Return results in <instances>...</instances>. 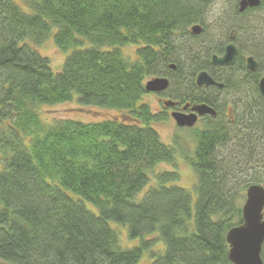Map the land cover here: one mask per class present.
Wrapping results in <instances>:
<instances>
[{"label":"trees","instance_id":"1","mask_svg":"<svg viewBox=\"0 0 264 264\" xmlns=\"http://www.w3.org/2000/svg\"><path fill=\"white\" fill-rule=\"evenodd\" d=\"M217 2L0 0V264H232L227 235L243 224L247 189L264 186V44L237 36L258 15L264 27V0L244 14L234 0L215 18L224 45L207 35ZM196 25L203 34L191 37ZM48 40L65 54L60 72L37 49ZM231 41L235 70L253 78L245 54L259 61L247 82L257 96L238 126L209 118L192 130L195 147L182 156L196 176L192 192L176 184L180 148L156 130L168 118L149 106L145 84L172 63L181 91L197 92L201 72L223 80L209 60ZM71 102L121 117H44V107ZM160 165L172 170L152 178Z\"/></svg>","mask_w":264,"mask_h":264},{"label":"rangeland","instance_id":"2","mask_svg":"<svg viewBox=\"0 0 264 264\" xmlns=\"http://www.w3.org/2000/svg\"><path fill=\"white\" fill-rule=\"evenodd\" d=\"M234 0H218L217 4H215L211 9V17L208 18L207 23L210 25V32L207 34L208 36H215V40L221 44L226 42L227 36L223 33L219 32L220 23L221 21H218L215 19L216 17H220L223 13H225L227 10L230 11L231 4ZM261 16V15H258ZM255 17L254 21L249 24L252 28V30H248L246 33H240L237 38L241 35L243 38V41L249 42L250 45H255L262 43L264 44V27H261L260 23L258 22L260 17ZM212 36V37H213ZM207 38V37H206ZM257 46V45H256ZM39 51L42 55L50 59L51 61V69L56 72H60L63 68V63L65 61V54L63 52L59 51V48H56L54 43L51 40H48L44 42L41 46H39ZM135 49L134 48H125L124 49V55H127L129 57L135 58ZM259 57H262L264 60V48L262 49V52L259 50L257 51ZM69 52H66V55H68ZM67 57V56H66ZM251 90V89H250ZM247 91V89L245 90ZM248 93V91H247ZM233 95H222V100L224 102L231 103ZM153 98H146V101L153 106L155 109V104L152 102ZM144 99V102H146ZM81 107L77 104V102H71L68 104H61L57 106H49L43 108V114L44 117L47 119L48 122L60 120V119H72L77 120L80 122H96V121H102L106 118L116 117L120 118V114L113 111H106L103 109H96V108H87V109H80ZM152 108V109H153ZM156 112V109L154 110ZM202 127V126H201ZM155 128L160 134V137L166 143L167 145H174L178 146L179 154H177V172L180 175V178L178 182H176L177 185L182 187L183 189L194 191V187L197 185L195 180L196 177L194 175V171L189 167L188 163L183 159V154L187 153L189 154L194 149L195 141L192 130H181L178 128L175 124V122L168 118L167 121L157 123L155 124ZM172 170L171 167L160 165L156 167L151 174V177L154 178L155 174H159L161 172ZM194 184V186H193ZM149 187V186H148ZM146 188L145 190H147ZM145 190H143L145 193ZM147 261H144L143 264H147Z\"/></svg>","mask_w":264,"mask_h":264},{"label":"water","instance_id":"3","mask_svg":"<svg viewBox=\"0 0 264 264\" xmlns=\"http://www.w3.org/2000/svg\"><path fill=\"white\" fill-rule=\"evenodd\" d=\"M262 0H241L239 2V12L244 13L248 9L260 7ZM204 31L203 27L196 25L192 27V34L198 36ZM238 57V49L234 44L227 46L222 57L213 56L211 60L215 66H233ZM248 70L254 72L258 64L254 57L248 58ZM259 89L264 96V78L260 79ZM168 81L165 79H156L148 82L146 90L148 93L163 91L168 87ZM197 86L217 85L214 79L207 73L201 72L197 76ZM222 87V85H218ZM194 113L185 115L174 113L171 115L180 128L194 127L199 116H216V112L206 105L195 106L192 109ZM246 201L242 206L243 224L233 228L227 235L229 245V259L232 264H264L262 259V250L264 246V186L251 185L246 191Z\"/></svg>","mask_w":264,"mask_h":264},{"label":"flooded vegetation","instance_id":"4","mask_svg":"<svg viewBox=\"0 0 264 264\" xmlns=\"http://www.w3.org/2000/svg\"><path fill=\"white\" fill-rule=\"evenodd\" d=\"M201 26V25H200ZM192 29V28H191ZM203 34V33H202ZM200 34V35H202ZM198 36H194L192 34L191 37H199ZM189 39H191L190 37H188V39L185 41H187L188 46L189 44ZM193 39V38H192ZM231 40L236 39V36L234 33H231L230 38ZM225 43V42H224ZM223 43V45H224ZM230 44H234L236 47L237 45L234 42H230L227 45L224 46V53L225 50L227 49V46ZM238 49V47H237ZM224 53L217 55L219 57H222L224 55ZM215 56V55H213ZM213 56L211 57V60L213 59ZM250 57H254V59H256L257 57L252 56L250 54H245V58H244V64H245V70L248 73L254 74L252 75L253 78L250 77H246V74L243 73L242 71H238L235 70V67L237 66L240 58V50L238 49V57L236 59V63L233 66H229L227 67H221V66H215L213 65L212 61H210V66L212 67V69L214 70V72H218V74H220L221 76L226 75V78H223V80L217 79V77H213L209 72H207L216 82L217 85H213V86H203V87H198L197 83H196V79H195V86H196V90L197 92H192L191 89L185 88L184 87V91H181L180 89H178V80L173 78V73H175V70L177 69V66L175 64H169L165 71L159 72L157 74H154L153 76H151L147 81L146 84L152 80H156V79H165L168 81V87L163 90V91H158V92H152V93H148L146 98H153L152 102L155 104V109L156 112L154 111L155 109L153 108V106L150 104L149 106H151V108H153V111L157 114H159L160 116H165L167 118H171L174 122L175 120L173 119V117L171 115H173L174 113H181V114H185V115H190L192 113H194V111L192 110L193 107L195 106H199V105H206L209 106L211 108H213L216 112V116H211V115H206L203 116L201 118H198V122L197 124L192 127V128H188V127H184V128H180L177 126L176 122V126L178 128H180L181 130H195L197 128H200L201 126H203L204 123L208 122L209 118H215V120H219L222 119V122L224 124L226 123H232V125H236L238 126V124L235 123H241V120L243 118V114H244V105L247 102L244 95H248L249 93H247L246 90L249 92V86L247 83L249 80H251L252 82H255V75L257 74L258 70H259V61L258 59H256L258 67L257 70L254 72H251L248 70V58ZM228 70H230L233 75L235 74V76L237 74H239V72H242V76L237 80L233 81L234 79L232 78V75H230V72H227ZM235 70V71H234ZM200 74V73H199ZM198 74V75H199ZM197 75V76H198ZM225 77V76H224ZM197 78V77H196ZM264 75L262 77H260V79H263ZM233 82L232 84L229 85V87L232 89V91L228 92V87H227V82ZM261 80H258L257 83V88L259 89V83ZM257 82V80H256ZM218 85H222V87H219ZM146 86V85H145ZM204 90H206V92H203ZM199 92H203L206 97L207 100L211 103L209 104L207 100L204 99H198V97L196 95H198ZM241 91H243L241 93ZM259 92L261 94V91L259 89ZM233 95L232 96V101L231 103L229 102V104L227 102H224L222 100V95ZM263 100H264V96L261 94ZM216 104V106H214L213 104ZM238 133H240V129H238ZM243 139V138H242Z\"/></svg>","mask_w":264,"mask_h":264},{"label":"bare ground","instance_id":"5","mask_svg":"<svg viewBox=\"0 0 264 264\" xmlns=\"http://www.w3.org/2000/svg\"><path fill=\"white\" fill-rule=\"evenodd\" d=\"M241 0H239V2H240ZM239 4V3H238ZM238 7V6H237ZM259 8V7H258ZM256 9V8H255ZM238 10H239V7H238ZM249 10V9H248ZM247 10V11H248ZM246 12V11H245ZM244 12V13H245ZM240 13V12H239ZM244 13H240V14H244ZM191 34H192V29L190 28L189 30H188ZM225 67V66H224ZM196 82H197V78H196ZM145 89H146V86H145ZM146 92H147V90H146ZM256 93H249L248 95H244V97H245V99H246V101H248L249 102V100L250 101H252V100H255V98H256ZM248 102H246V103H248ZM209 107V106H208ZM209 108H211V107H209ZM245 108V107H244ZM211 109H213V108H211ZM214 110V109H213ZM215 111V110H214ZM204 116H206V115H204ZM203 117V116H202ZM199 118H201L200 116H199Z\"/></svg>","mask_w":264,"mask_h":264}]
</instances>
